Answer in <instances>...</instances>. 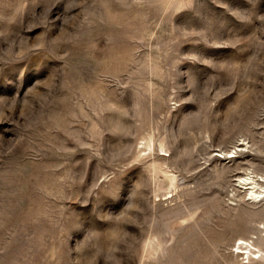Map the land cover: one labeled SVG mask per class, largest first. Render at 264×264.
Here are the masks:
<instances>
[{"label":"rangeland","instance_id":"rangeland-1","mask_svg":"<svg viewBox=\"0 0 264 264\" xmlns=\"http://www.w3.org/2000/svg\"><path fill=\"white\" fill-rule=\"evenodd\" d=\"M245 240L264 0H0V264H264Z\"/></svg>","mask_w":264,"mask_h":264},{"label":"bare ground","instance_id":"bare-ground-1","mask_svg":"<svg viewBox=\"0 0 264 264\" xmlns=\"http://www.w3.org/2000/svg\"><path fill=\"white\" fill-rule=\"evenodd\" d=\"M238 146H240V144ZM253 176H252V174H250L249 177H242L241 178V183H240L242 185L241 188L247 189L246 196L249 195L250 200L256 198V196H258L257 194H260L258 192H260L259 189L261 188L259 183L255 180L257 177L255 178ZM247 243L248 242H246V240L244 242H242V244L244 246L243 245L240 246V244L238 243L239 246L237 248H242L244 250L247 249V251H244L243 254L246 253V252L249 254V256H250L249 257V259H250L249 262H251L255 258L254 255H256L257 253L260 254V257L264 258V250H262L261 248L256 247V246L253 247V245L248 246ZM234 246L236 247V245H234ZM252 248L256 249V251H252Z\"/></svg>","mask_w":264,"mask_h":264}]
</instances>
